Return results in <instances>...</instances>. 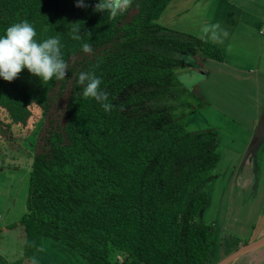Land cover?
<instances>
[{
  "label": "trees",
  "instance_id": "1",
  "mask_svg": "<svg viewBox=\"0 0 264 264\" xmlns=\"http://www.w3.org/2000/svg\"><path fill=\"white\" fill-rule=\"evenodd\" d=\"M83 2L0 0V34L27 21L35 39L59 40L67 66L61 80L42 82L26 69L12 81L0 79V133L13 124L29 129L46 115L16 264L42 251L46 237L90 264H210L216 227L198 217L220 161L218 132L188 128L203 104L182 103L187 113L174 115L172 102L182 87L177 68L195 66L198 54L224 61V53L160 23L171 0H130L115 16L94 11L98 0ZM82 71L100 78L113 105L108 112L82 98ZM59 97L60 122L50 115ZM0 262L7 264L1 256Z\"/></svg>",
  "mask_w": 264,
  "mask_h": 264
},
{
  "label": "rangeland",
  "instance_id": "2",
  "mask_svg": "<svg viewBox=\"0 0 264 264\" xmlns=\"http://www.w3.org/2000/svg\"><path fill=\"white\" fill-rule=\"evenodd\" d=\"M206 4V0H171L158 21L173 31L199 35L201 28L210 22L207 18L212 16L211 10L208 15ZM213 23L218 24L215 19ZM227 25L230 28L234 26L233 22ZM221 31L226 33H223V38L231 33V30L226 31L225 26ZM237 40L228 38L225 39L227 46L222 44L224 58L228 59L226 66L213 61L206 64L209 69L218 65V68L227 70L218 78V73L212 74L211 79L204 83L212 87L211 93L204 94V100L196 97L194 90L200 81L208 78L207 70L202 67L196 69V65L177 68L176 74L182 87L175 91L172 102L174 115L187 113L189 106L182 103L194 102L193 107L203 104L188 117V128H213L218 132L220 162L215 169V179L206 188L209 205L198 217L199 221L213 222L216 227L210 264H219L239 248L255 242L261 243L236 256L229 264H264V135L257 137L255 131L252 134L251 124L255 100L260 91L252 81L230 83L233 73L238 72H231L233 67L239 66V63L254 62V53L260 48L256 46L259 41L254 34L245 37L241 32ZM241 40L248 46L242 47ZM62 104L63 97H59L50 111L51 117L59 122L62 119ZM263 113V110L259 111V118L255 121L257 126L264 120ZM2 114L5 115L4 112ZM45 118L43 114L29 129L13 124L6 135L0 133V256L7 264H16L23 254L21 236L3 231L7 225L15 226L28 212L29 176ZM253 144L260 150L259 153L251 148ZM53 243L65 248L59 255L74 254L84 261L76 250L58 239L47 238L46 248L51 249ZM60 257L59 260H62ZM34 263L31 259L25 264Z\"/></svg>",
  "mask_w": 264,
  "mask_h": 264
},
{
  "label": "crops",
  "instance_id": "3",
  "mask_svg": "<svg viewBox=\"0 0 264 264\" xmlns=\"http://www.w3.org/2000/svg\"><path fill=\"white\" fill-rule=\"evenodd\" d=\"M206 2H207L206 6L208 7V12H207L208 15H209L210 10L212 14L211 17L207 18V20L210 21L209 24H212V21L214 19L217 21L218 24H220L219 29L217 30L219 40L214 43L218 44L221 47V49H222V44L224 45L227 44L225 42V39L230 38L231 41L235 39L237 40L241 32H243L245 37H250L251 34H254L258 38L259 44H256V46H259L260 49L259 51L254 53L256 60L254 62H245L244 64L239 63L240 64L239 66H234L231 72H233L234 70H237L238 72L233 73V78L230 80V83H234L235 81L236 82L252 81L258 87L260 91V95L255 100L256 106L254 108V114L252 115V118H251L252 120L251 124H252V134L255 131L257 132V137L258 136L262 137V135H264V120H262V122H260L258 126H257V123H255V121L257 118H259V111H262V110L264 111V0H229V1L206 0ZM258 6H260V8H258ZM234 21L236 22L235 25H234ZM228 22L229 24L233 22L234 26L230 28L227 25ZM223 26H225V29L227 32L231 30V33L225 38H223L224 32L221 31ZM249 29H251L250 32H249ZM198 34L200 36L201 31ZM239 43L244 48L245 46H248L244 44V40L239 41ZM211 61H213L214 63L217 62L218 65H221V66H226L228 63V59H225L224 61H216V60L206 58L200 54L196 55L195 57L196 67L195 68L198 69L199 67H202L207 70L205 71V73L208 74L207 76L205 75L206 78L207 77L208 78L200 81L197 84L196 89L194 90L195 92L198 93V94L196 93V95L203 100H204V97H203L204 94L212 92V87L209 85L205 86L204 83H207L211 79L212 74L218 73V76H217L218 78L220 77L222 72H225L227 70V69L218 68V65L215 68L209 69L206 64L207 63L210 64L209 62ZM235 75L237 76V78ZM218 82L219 80L216 81V83ZM251 148L254 149L255 153L256 151H258V153L260 152V150H258V147H256L254 144ZM18 222L15 223V226L11 224L9 225V227L8 225L5 226L3 232L4 233L10 232L11 234H16L17 237L21 236L23 240V244H24L25 237H26L25 229ZM47 238H52V237L44 238L43 250L33 256L25 258L21 262V264L30 262L31 259L34 260L35 262L34 264H38V263L43 264L49 261H54L55 264L65 263L67 261L70 262L71 264H87L86 262L88 261H86L84 258H83L84 261L80 260V258L75 256L74 254H70L67 256L59 255L65 250V248L61 246L60 244L53 243L51 246V249L46 248L45 242L47 241ZM59 256H62L60 257L62 260H59ZM212 257H213V253L211 255V259Z\"/></svg>",
  "mask_w": 264,
  "mask_h": 264
},
{
  "label": "clouds",
  "instance_id": "4",
  "mask_svg": "<svg viewBox=\"0 0 264 264\" xmlns=\"http://www.w3.org/2000/svg\"><path fill=\"white\" fill-rule=\"evenodd\" d=\"M130 0H98L94 5V11L108 12L115 16L123 11ZM77 7H86L83 0H76ZM218 24H208L201 28V39L217 42ZM73 39H79L75 34L78 30H73ZM226 35V33H224ZM36 32L33 26L27 21H20L10 24L0 34V79L12 81L26 69L27 72L35 76L42 82L52 79L61 80L65 77L67 68L65 60L61 56V45L57 38L48 37L46 39H35ZM84 51H89L87 44L83 45ZM76 83L83 84L82 98H91L100 107L108 112L113 105L108 102L107 93L100 89L101 80L90 71H82L76 76Z\"/></svg>",
  "mask_w": 264,
  "mask_h": 264
},
{
  "label": "water",
  "instance_id": "5",
  "mask_svg": "<svg viewBox=\"0 0 264 264\" xmlns=\"http://www.w3.org/2000/svg\"><path fill=\"white\" fill-rule=\"evenodd\" d=\"M260 243L261 242H258V243L255 242V243H252V244L244 245L242 248H239L238 250H236L235 252H233L232 254L227 256L226 258H224L219 264H224L229 259L235 258L236 256L240 255L241 253L246 252L249 249H252L254 247H257V245H259Z\"/></svg>",
  "mask_w": 264,
  "mask_h": 264
},
{
  "label": "bare ground",
  "instance_id": "6",
  "mask_svg": "<svg viewBox=\"0 0 264 264\" xmlns=\"http://www.w3.org/2000/svg\"><path fill=\"white\" fill-rule=\"evenodd\" d=\"M235 258L229 259L228 261H226L224 264H229L231 263Z\"/></svg>",
  "mask_w": 264,
  "mask_h": 264
}]
</instances>
